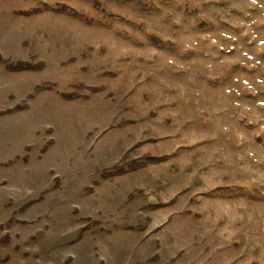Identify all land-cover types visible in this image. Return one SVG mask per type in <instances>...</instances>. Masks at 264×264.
I'll return each instance as SVG.
<instances>
[{
  "label": "rangeland",
  "instance_id": "374dc122",
  "mask_svg": "<svg viewBox=\"0 0 264 264\" xmlns=\"http://www.w3.org/2000/svg\"><path fill=\"white\" fill-rule=\"evenodd\" d=\"M99 2L0 0V264H264V0Z\"/></svg>",
  "mask_w": 264,
  "mask_h": 264
},
{
  "label": "trees",
  "instance_id": "16d2710c",
  "mask_svg": "<svg viewBox=\"0 0 264 264\" xmlns=\"http://www.w3.org/2000/svg\"><path fill=\"white\" fill-rule=\"evenodd\" d=\"M93 2L95 3L96 7L98 9H102V5L100 4L99 0H93ZM64 9L65 10H69L72 13H77L74 9L69 8L67 5H64ZM1 58V55H0ZM38 68V66H36ZM14 70H21V69H35V65H31L30 63H19L17 66H12L11 67ZM146 160L147 161H152V160H158L157 157L153 156V155H148L146 156ZM135 163V164H134ZM133 164L137 167L142 166L144 163L143 162H134Z\"/></svg>",
  "mask_w": 264,
  "mask_h": 264
}]
</instances>
